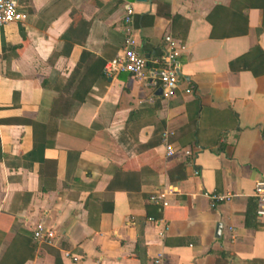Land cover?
<instances>
[{
  "label": "crops",
  "instance_id": "obj_1",
  "mask_svg": "<svg viewBox=\"0 0 264 264\" xmlns=\"http://www.w3.org/2000/svg\"><path fill=\"white\" fill-rule=\"evenodd\" d=\"M126 4L141 57H161L167 35L184 49L175 98L104 76L124 48ZM261 7L20 0L26 21L0 26V264H264L253 197L264 181V62L257 76L229 68L264 55ZM159 194L164 207L150 201ZM214 195L228 200L211 208ZM39 224L52 246L34 241Z\"/></svg>",
  "mask_w": 264,
  "mask_h": 264
},
{
  "label": "built area",
  "instance_id": "obj_2",
  "mask_svg": "<svg viewBox=\"0 0 264 264\" xmlns=\"http://www.w3.org/2000/svg\"><path fill=\"white\" fill-rule=\"evenodd\" d=\"M18 6L19 0H0V26L26 21V16L17 11ZM124 10L125 15H123V23L126 26L124 48L113 60L105 64L103 68L104 76L112 79L119 74L126 73L129 74L132 79L145 83L149 88L162 89L165 99L175 98L179 91V58L182 56L184 49H182L179 43L171 38L170 35H167L164 37V54L148 62L141 57L136 50L137 42L132 28L135 10H133L130 4H126ZM190 93L191 91L188 90L187 94ZM173 136L174 134L171 132H166L163 136L166 151L165 155L170 158L175 156L176 153L173 145L169 142V138ZM184 155L190 157L189 152H185ZM195 175L198 176L199 173L196 172ZM164 196V194L153 196L150 201L157 206L160 205L164 207L167 205ZM253 197L256 200L258 208L257 215L259 219H264V181H259L255 184ZM209 199L211 201V208H215V205L219 202L228 200L226 197L216 195L209 196ZM33 238L35 242H41L52 246L57 237L54 231L49 230V228H46L43 224H39L33 233ZM72 261L77 263L80 259L74 257ZM160 263L161 258H159L156 264Z\"/></svg>",
  "mask_w": 264,
  "mask_h": 264
},
{
  "label": "trees",
  "instance_id": "obj_3",
  "mask_svg": "<svg viewBox=\"0 0 264 264\" xmlns=\"http://www.w3.org/2000/svg\"><path fill=\"white\" fill-rule=\"evenodd\" d=\"M20 2V0H19ZM261 9L264 11V7H261ZM261 56L262 63L264 62V55L261 54L259 49H255L254 51H251L249 54L245 56H241L240 58H237L235 61L231 62L229 64V68L232 72L237 73V71H251L253 74L257 76L255 71L257 70V66L254 65L256 59ZM256 66V67H255ZM57 108V107H56ZM56 108L53 106V110L51 111V114L55 117L56 116ZM264 138V137H263ZM33 154L31 155V157ZM170 180L172 182L180 181L182 179V176H179L178 178H173V173L170 171ZM255 264V263H253Z\"/></svg>",
  "mask_w": 264,
  "mask_h": 264
},
{
  "label": "water",
  "instance_id": "obj_4",
  "mask_svg": "<svg viewBox=\"0 0 264 264\" xmlns=\"http://www.w3.org/2000/svg\"><path fill=\"white\" fill-rule=\"evenodd\" d=\"M137 1H139V2H145L146 0H137ZM161 94H163L162 89H161Z\"/></svg>",
  "mask_w": 264,
  "mask_h": 264
}]
</instances>
